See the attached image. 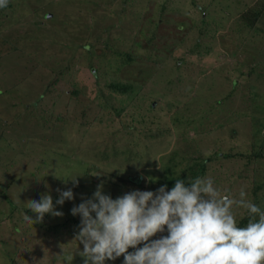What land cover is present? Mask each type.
Here are the masks:
<instances>
[{"label": "rangeland", "instance_id": "rangeland-1", "mask_svg": "<svg viewBox=\"0 0 264 264\" xmlns=\"http://www.w3.org/2000/svg\"><path fill=\"white\" fill-rule=\"evenodd\" d=\"M197 177L264 211V0L0 6V264H83L70 210L98 184L115 199ZM45 194L63 216L32 225Z\"/></svg>", "mask_w": 264, "mask_h": 264}, {"label": "clouds", "instance_id": "clouds-1", "mask_svg": "<svg viewBox=\"0 0 264 264\" xmlns=\"http://www.w3.org/2000/svg\"><path fill=\"white\" fill-rule=\"evenodd\" d=\"M72 181L77 186L76 177ZM102 189L98 184L91 198L70 210L80 216L75 238L83 245L76 250L83 264H105L121 256L123 264H264V211L246 199L244 190L234 199L222 194L211 177H197L187 186L176 179L171 189L132 190L115 199ZM57 191L56 205L74 199L72 188ZM234 206L247 210L246 227L237 226ZM27 208L35 218L25 214L24 220L32 225L43 222L45 214L63 216L48 194L30 200ZM158 233L159 238L150 239Z\"/></svg>", "mask_w": 264, "mask_h": 264}, {"label": "trees", "instance_id": "trees-1", "mask_svg": "<svg viewBox=\"0 0 264 264\" xmlns=\"http://www.w3.org/2000/svg\"><path fill=\"white\" fill-rule=\"evenodd\" d=\"M132 58H129V60ZM112 87L116 90H119L121 92H126L129 87L126 84H113ZM205 170V168L203 169V171ZM249 215L244 216L241 220H239V222L237 223V226L239 227H246L247 223L249 222Z\"/></svg>", "mask_w": 264, "mask_h": 264}]
</instances>
